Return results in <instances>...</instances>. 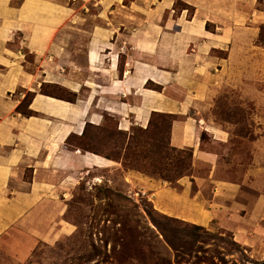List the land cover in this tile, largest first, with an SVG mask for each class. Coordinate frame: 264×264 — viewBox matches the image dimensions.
Segmentation results:
<instances>
[{
	"label": "rangeland",
	"instance_id": "374dc122",
	"mask_svg": "<svg viewBox=\"0 0 264 264\" xmlns=\"http://www.w3.org/2000/svg\"><path fill=\"white\" fill-rule=\"evenodd\" d=\"M97 1L82 10L84 30L99 12ZM244 1L196 0L221 16V21H203L207 44L197 34L201 22L192 23L194 8L177 1L171 16L176 23L169 27L174 35L158 53L173 59L165 74L168 81L145 82L154 95L185 102L202 124L221 131L216 144L202 133L203 149L219 155L216 177L234 185V201L243 208L226 221L244 227L208 229L174 217L167 208L160 210L157 193L176 189L183 177L204 178L209 171L200 163L193 173L192 151L171 146L173 115L153 111L126 120L104 115L98 126L88 125L81 137L71 139L74 146L97 155L93 158L100 157L98 168L67 182L63 195L55 198L56 208L45 210L49 221L44 237L24 261L0 247V264H264V0H253L252 11L247 10L251 18L241 19L237 15H247L240 5L246 8ZM129 25L134 32L136 25ZM143 25L146 38L163 29L147 17ZM75 32L61 33L67 35L70 60L80 63L86 39ZM193 32L199 41L188 38ZM44 91L73 99L59 87ZM199 186V201H209L210 187Z\"/></svg>",
	"mask_w": 264,
	"mask_h": 264
},
{
	"label": "crops",
	"instance_id": "0c3cea01",
	"mask_svg": "<svg viewBox=\"0 0 264 264\" xmlns=\"http://www.w3.org/2000/svg\"><path fill=\"white\" fill-rule=\"evenodd\" d=\"M90 1L0 0V247L24 261L44 237L42 230L49 221L45 210L56 208L55 198L63 195L67 182L98 168L92 157L97 155L74 146L72 138L81 137L88 125L98 126L104 115L142 119L153 111L174 116L170 144L192 151V172L200 163L209 167L204 178L192 174L179 179L176 189L157 193L160 210L167 208L174 217L208 229L243 228L226 221L241 209L234 201L237 190L216 177L219 155L203 149L202 133L216 144L221 143L217 139L221 131L202 124L185 102L145 89L150 83L161 85L156 79L168 81L165 74L173 59L158 53L174 35L169 27L176 23L171 16L177 1L194 8L192 23L201 22L197 34L205 37V44L209 39L203 21H221V16L201 8L196 0H130L128 5L127 0H98L93 25L84 30L82 10ZM244 2L246 8L240 5L247 15L237 17L251 18L247 10L252 11L254 2ZM148 8L152 12L146 13ZM145 17L163 29L148 32L146 38ZM129 24L136 25L134 32ZM63 29L86 39L80 63L70 60ZM194 35L188 38L199 41ZM195 54L203 58L196 50ZM55 87L73 99L44 91ZM29 93L31 101L23 104ZM198 180L204 183L199 187H210L209 201H199Z\"/></svg>",
	"mask_w": 264,
	"mask_h": 264
},
{
	"label": "trees",
	"instance_id": "16d2710c",
	"mask_svg": "<svg viewBox=\"0 0 264 264\" xmlns=\"http://www.w3.org/2000/svg\"><path fill=\"white\" fill-rule=\"evenodd\" d=\"M32 95L29 93L26 95V97L23 100V104L25 103L26 105L31 101ZM21 107H18L17 109L20 110ZM23 114L27 115L30 114V112L27 113V111H23ZM203 138V135H201V140Z\"/></svg>",
	"mask_w": 264,
	"mask_h": 264
},
{
	"label": "bare ground",
	"instance_id": "6f19581e",
	"mask_svg": "<svg viewBox=\"0 0 264 264\" xmlns=\"http://www.w3.org/2000/svg\"><path fill=\"white\" fill-rule=\"evenodd\" d=\"M96 159H99L98 157Z\"/></svg>",
	"mask_w": 264,
	"mask_h": 264
}]
</instances>
